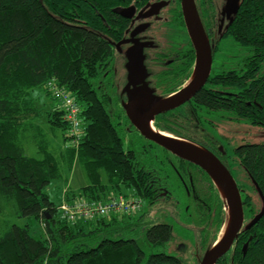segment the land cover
<instances>
[{"label":"trees","instance_id":"trees-1","mask_svg":"<svg viewBox=\"0 0 264 264\" xmlns=\"http://www.w3.org/2000/svg\"><path fill=\"white\" fill-rule=\"evenodd\" d=\"M121 2L0 0V203L12 204L14 218L23 221L0 230V264H183L174 255L151 252L170 241L167 224L140 231L148 255L135 238L125 237L133 227H144L146 212L73 225L60 219L61 199L55 197L56 202L48 193L57 182L66 189V202L104 203L123 196L140 202L141 207H151L168 200L177 204L188 196L198 208V221L203 225L198 232L205 252L220 234L225 204L212 181L140 136L137 139L143 144L128 142L138 145V152L125 149L119 120L113 117L106 98L99 95L97 86L108 74L113 49L123 35ZM227 31L235 47L242 50L235 67L238 71H230L226 85L236 97L229 94L228 101L216 103L202 91L197 94V106L226 107L232 120L264 129V0H241ZM50 82L81 108L82 132L76 147H72L63 112L48 90ZM34 92L44 93L55 103L45 114L49 134L44 136L35 127L36 155H28L23 136L41 117L33 102ZM192 110L154 120L155 130L215 155L203 141L207 136L197 132L199 117ZM147 153L152 162L141 163L137 155L146 158ZM233 155L263 204L264 143L238 146ZM75 164L87 182L73 191L66 187V174ZM242 204L247 223L244 221L233 247L216 264H264V215L246 228L263 207L256 210L249 195L242 198ZM37 223H42L40 233L33 232Z\"/></svg>","mask_w":264,"mask_h":264},{"label":"flooded vegetation","instance_id":"flooded-vegetation-1","mask_svg":"<svg viewBox=\"0 0 264 264\" xmlns=\"http://www.w3.org/2000/svg\"><path fill=\"white\" fill-rule=\"evenodd\" d=\"M194 2L211 48L209 74L204 84L188 101L171 111L156 115L154 120L167 117L170 113L179 115L185 109L193 108L192 114L195 118L196 115L199 117L197 132L200 136H207L208 139H203V141L210 144L215 152L213 156L227 168L229 157L221 146V140L215 135L218 134L222 121L238 122L232 120L226 107L222 106L221 109L214 110L211 106H197L196 102L197 94L202 91H205L216 103L228 101L229 94L232 99L236 97L228 92L226 85L230 71H238L235 67L242 59V50L235 47L227 31L237 13L227 15L225 11L227 0H194ZM120 6L123 7L119 12L122 18L123 35L113 49L109 72L104 75L105 79L99 83L97 89L99 95L106 98L113 117L119 120V128L124 131V136L129 134L138 137L139 132L131 125L123 109V105L129 101L130 91L134 88L129 84L128 79V52L133 49L134 45L141 47L144 75L139 73V79L133 80L135 88L145 87V91L150 93V96L160 101L177 95L193 82L196 75V53L184 22L180 0H122ZM152 8H154L153 15L144 17ZM126 9L133 10L129 12L130 17L122 16L121 13ZM134 32L136 34L132 35ZM135 52L136 55L137 51ZM218 121L221 122L220 125L217 124ZM188 164L204 173L197 166ZM237 188L241 198L247 195L242 194L239 186ZM187 197L184 210L189 217L195 220L197 226L203 227L198 221L196 203L191 197Z\"/></svg>","mask_w":264,"mask_h":264},{"label":"water","instance_id":"water-1","mask_svg":"<svg viewBox=\"0 0 264 264\" xmlns=\"http://www.w3.org/2000/svg\"><path fill=\"white\" fill-rule=\"evenodd\" d=\"M184 22L196 53V75L193 82L180 93L166 100L160 101L145 91V87H137L133 83L135 78L139 79V73L144 75L142 67L141 47L134 45L127 54L128 79L134 88L129 93V101L123 105L126 116L131 125L139 132L146 141L152 142L167 151L172 156L188 162L200 168L212 181L221 196L226 209H229V226L226 234L220 240V234L216 242L202 255L198 264H216L220 258L226 255L244 226L243 204L237 185L227 168L212 154L202 147L189 141L172 137L168 134L158 132L153 127L154 117L158 114L173 110L184 102L204 84L211 66V48L202 28L194 0H180ZM241 0H227L225 11L227 15L236 14ZM152 8L144 17L153 15ZM133 10L126 9L121 13L123 17H130ZM134 32L132 35H135ZM128 42V41H127ZM124 42V43H127ZM130 42V41H129ZM134 43V41H132ZM135 51L137 54L135 55ZM138 77H135L137 76ZM138 83V82H137ZM218 186L222 189V196ZM264 215V207L261 212L247 225L253 226ZM247 244L242 247L245 253Z\"/></svg>","mask_w":264,"mask_h":264},{"label":"rangeland","instance_id":"rangeland-1","mask_svg":"<svg viewBox=\"0 0 264 264\" xmlns=\"http://www.w3.org/2000/svg\"><path fill=\"white\" fill-rule=\"evenodd\" d=\"M32 97L34 105L39 111L41 117L33 121L32 128L23 136V144L28 155H36L35 146L37 140V128L35 127L39 126L40 131H42L44 136L47 133L49 134L46 128L45 114L53 103L49 96H45V94L42 92H34ZM217 124L220 125L221 122L218 121ZM219 129L220 130L218 134L215 136H217L218 139L221 140V146L229 157L227 163L229 168L228 170L232 175L236 185L239 186L242 190V194L249 195L252 199L254 208L256 210H259L261 207H264V203L262 204L258 194L253 191L252 184L248 179L244 169L239 166L237 161H235L233 149L244 144L264 143V129L258 126L250 125L245 122L236 123L231 120L222 121V125L219 126ZM49 136L50 135L46 137V140ZM130 140H134L133 143L140 142L138 144H143L144 142L142 143L141 140L137 139V137L131 136L129 134H127L126 137L123 139L125 149H130L135 152H138V145H132V143L128 145V142ZM137 156L141 163L143 162L145 164H148V162H152V157L150 153L146 154V158L141 154H138ZM66 177H69V183L66 187L73 191H76L81 186H84L87 182L84 172L77 164L73 166V170L71 171V173L66 174ZM64 188L65 187L63 185L57 182L48 188V193H50L51 197L55 201L57 200L55 199V197L61 199V204L62 202H66V199H64V192L66 191V189ZM176 195L179 199H181V194L177 190ZM180 201V203L178 202L176 204L174 200H168L166 201V203H157L151 207H149L147 204H143L141 210L139 209L138 211L146 212L142 220V222L144 223V227H133V229L128 232L125 237L135 238L138 241L139 246L143 248L146 255H148V248L144 246L143 242L139 237V234L141 233L140 231H142L143 228L149 227L153 224H167L171 227L170 241L164 248L155 249L151 252H165L167 254L174 255L179 258L183 262V264H198L202 255L205 253V245H202L203 237L198 232L199 226L195 224V220L189 217L186 211L184 210L186 201ZM138 211L133 212L137 213ZM243 215L245 221L247 215L244 209ZM12 222L21 224V222L23 221L16 220L14 218V207L12 204H6L5 202L0 203V230H4L6 225ZM245 223H247V221H245ZM117 227H122V225H118ZM41 231L42 223L35 224L33 227V232L40 233ZM93 240L97 241L98 239Z\"/></svg>","mask_w":264,"mask_h":264},{"label":"built area","instance_id":"built-area-1","mask_svg":"<svg viewBox=\"0 0 264 264\" xmlns=\"http://www.w3.org/2000/svg\"><path fill=\"white\" fill-rule=\"evenodd\" d=\"M48 88L62 110L65 121L68 123L72 147H76L82 132L81 108L68 93L56 87L53 82L48 83ZM140 208V202L119 196L104 203L85 200L62 202L58 206V213L60 219L73 225L77 222L85 223L111 215H128Z\"/></svg>","mask_w":264,"mask_h":264},{"label":"bare ground","instance_id":"bare-ground-1","mask_svg":"<svg viewBox=\"0 0 264 264\" xmlns=\"http://www.w3.org/2000/svg\"><path fill=\"white\" fill-rule=\"evenodd\" d=\"M222 196L224 197V193L222 191V189L218 186ZM225 216H226V223H225V226L222 230V233L220 234V240L224 237V235L226 234L227 230H228V226H229V216H230V212H229V209L227 208L226 209V212H225Z\"/></svg>","mask_w":264,"mask_h":264}]
</instances>
